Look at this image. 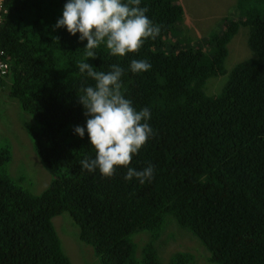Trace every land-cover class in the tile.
<instances>
[{
  "label": "trees",
  "instance_id": "16d2710c",
  "mask_svg": "<svg viewBox=\"0 0 264 264\" xmlns=\"http://www.w3.org/2000/svg\"><path fill=\"white\" fill-rule=\"evenodd\" d=\"M66 2H2L0 61L8 71L0 83L30 115L26 131L51 178L33 195L7 172L10 145L0 140V264H71L51 223L62 213L99 264H196L189 249L201 245L208 264H264V0L230 3L236 17L195 42L179 0H141L160 34L123 57L101 44L95 59L79 33L54 28ZM240 26L251 55L227 71V43ZM132 59L151 68L132 73ZM80 62L104 72L123 67L125 97L150 109L154 135L129 167L153 165L151 181L125 180V167L112 177L82 169L95 149L87 132L74 133L86 120L78 96L94 81ZM221 74L220 91L209 94L207 80ZM140 231L146 239L134 242Z\"/></svg>",
  "mask_w": 264,
  "mask_h": 264
},
{
  "label": "clouds",
  "instance_id": "9594fccd",
  "mask_svg": "<svg viewBox=\"0 0 264 264\" xmlns=\"http://www.w3.org/2000/svg\"><path fill=\"white\" fill-rule=\"evenodd\" d=\"M2 2L0 0V12ZM140 4L141 0H67L54 28H65L70 35L79 33V40L87 42L84 46L87 58L95 59L94 50L101 44L110 55L123 57L139 52L147 39L154 40L161 31V25L146 15L148 8ZM188 15L193 19L192 14L188 12ZM205 24L202 21V26ZM224 24L223 17L219 29H223ZM78 68L80 73H86L94 81L93 85L82 87L78 96L86 120L83 127L74 126V133L83 138L87 132L89 145L95 149L94 158L85 157L81 161L82 169L88 172L98 170L101 175L112 177L117 167H125V180L135 178L141 184L151 181L153 165L149 164L142 170L129 167L132 157L138 154L154 132L148 123L150 109L137 110L125 97L126 88L122 82L125 69L113 64L110 71H96L86 62H80ZM150 68L151 64L146 59H132L129 64L132 73L145 72Z\"/></svg>",
  "mask_w": 264,
  "mask_h": 264
},
{
  "label": "rangeland",
  "instance_id": "374dc122",
  "mask_svg": "<svg viewBox=\"0 0 264 264\" xmlns=\"http://www.w3.org/2000/svg\"><path fill=\"white\" fill-rule=\"evenodd\" d=\"M184 7V22L187 26H192V30H187L192 40L200 41V37L206 38L208 34L213 33L214 29L219 30V21L221 18H232L231 14L236 17V11L229 4H224L223 0H179ZM188 12L192 14L194 23ZM201 21L206 22L205 26L200 27ZM213 21V22H212ZM209 23V24H207ZM247 28L240 26L238 32L233 35L227 44L229 55L225 60V68L229 71L237 62L251 55L249 49L245 45ZM183 44L191 46L190 42L185 39ZM205 48H207L205 46ZM4 74L7 68L1 67ZM226 79L225 74L210 77L205 89L209 94H215L220 91L222 83ZM33 123L30 115L20 109L16 100L10 98L7 93V85L0 83V140L4 139L10 145V160L6 165L7 172L11 176L21 175V184L28 187L33 195L41 193L48 182L51 175L42 168L39 160L34 154L31 141L26 131V125ZM54 231L60 241V247L63 254L70 260L71 264H99V260L92 254V248L80 242L77 238V227L71 221L69 215L55 216L51 219ZM137 233V232H136ZM133 234V241L140 243L146 239L147 234L140 231ZM131 239V237H130ZM193 245L188 240L187 246ZM194 255V263L208 264L205 259L206 249L201 245L189 249ZM167 264V263H165Z\"/></svg>",
  "mask_w": 264,
  "mask_h": 264
},
{
  "label": "crops",
  "instance_id": "0c3cea01",
  "mask_svg": "<svg viewBox=\"0 0 264 264\" xmlns=\"http://www.w3.org/2000/svg\"><path fill=\"white\" fill-rule=\"evenodd\" d=\"M235 0H223V3L224 4H230V3H233ZM223 19V18H222ZM221 20V19H220ZM219 22H221V21H219ZM192 23H194V18L192 19ZM201 24H202V21H201ZM188 27H192V26H188ZM200 27H202V25L200 26ZM193 28V27H192Z\"/></svg>",
  "mask_w": 264,
  "mask_h": 264
},
{
  "label": "built area",
  "instance_id": "2783aa9c",
  "mask_svg": "<svg viewBox=\"0 0 264 264\" xmlns=\"http://www.w3.org/2000/svg\"><path fill=\"white\" fill-rule=\"evenodd\" d=\"M1 67L7 68V63L0 61V68H1ZM0 73H1V74H4L5 71H2V69H0Z\"/></svg>",
  "mask_w": 264,
  "mask_h": 264
},
{
  "label": "bare ground",
  "instance_id": "6f19581e",
  "mask_svg": "<svg viewBox=\"0 0 264 264\" xmlns=\"http://www.w3.org/2000/svg\"><path fill=\"white\" fill-rule=\"evenodd\" d=\"M184 8V7H183Z\"/></svg>",
  "mask_w": 264,
  "mask_h": 264
}]
</instances>
